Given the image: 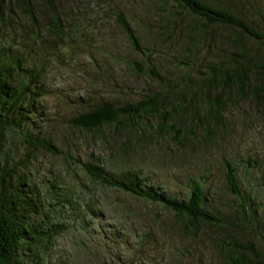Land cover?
Masks as SVG:
<instances>
[{"label":"rangeland","instance_id":"rangeland-1","mask_svg":"<svg viewBox=\"0 0 264 264\" xmlns=\"http://www.w3.org/2000/svg\"><path fill=\"white\" fill-rule=\"evenodd\" d=\"M226 2L232 7L230 1ZM239 2L234 9L237 17L264 35V0H234L235 7ZM54 3L70 23L66 22L63 34L57 33L50 10L43 5L37 9V24L44 37L41 51L46 62L47 90L38 102L43 105L40 108L43 113L35 127L61 153L37 152L30 160V168L32 181L42 191L49 190L50 197L63 193L58 196L66 200L62 208L57 207L54 200L44 208L48 223H60L62 227L55 229L58 234L46 244L39 258L28 264H224L227 236L231 235L236 242L252 240L259 246L261 238L264 239L263 229L257 230V237L247 230L227 232L197 224L195 235L191 237L181 231L182 224L173 213L161 206L88 181L77 161L97 160L108 171L131 172L142 182L181 199L186 197L187 185L194 179L211 197L210 211L230 218L237 204L225 189L223 179V163L229 161L239 168L240 188L245 196L251 195L260 219L264 213L262 80L255 77V85L260 90L259 101L249 96L238 99L231 90L223 92L222 99L227 106L221 128L212 134L193 128L197 123H189L187 118L183 122L173 118L170 124L184 136L189 129L196 132L195 138L189 137V143L183 148L168 136L145 143L133 136L128 140L107 129L105 132L111 139L109 146L120 148L112 154L86 132L72 128L70 119L95 101L116 99L121 103H134L148 94V89L155 90L149 77H136L127 68V61L137 60L147 74L148 61L132 53L116 23L117 15L129 23L142 46L150 49L152 65L165 85H176L185 76L186 82L197 79L198 70L219 67L220 63L230 60L235 50L231 43L235 33L255 56L264 58V49L237 29L231 34L227 28L216 27L205 34L211 35V44L199 42L200 50L192 61L184 55L192 50L190 42L198 39L193 33L194 25L200 21L164 0H55ZM26 24L22 17L16 23L13 21L6 35H20L21 25ZM52 35L65 37L60 42ZM60 45L66 53L61 55L56 50L52 53L53 49L59 51ZM178 63H181L179 68ZM214 92L210 95L211 101H216ZM211 104L205 102V108L199 107L198 112L204 114L212 108ZM172 110L173 105L168 107V111ZM147 123L146 129L157 128L156 120ZM14 142L11 140L10 146L19 150L18 158L23 152ZM53 184L59 188L54 190ZM66 191L69 193L64 196ZM87 204L100 207L99 218L86 213ZM235 216L241 217L239 212Z\"/></svg>","mask_w":264,"mask_h":264},{"label":"trees","instance_id":"trees-1","mask_svg":"<svg viewBox=\"0 0 264 264\" xmlns=\"http://www.w3.org/2000/svg\"><path fill=\"white\" fill-rule=\"evenodd\" d=\"M164 1L187 11L200 21L194 25L195 32L191 31L198 39L190 42L192 50L184 55L192 61L200 50L199 42L211 44V35L205 34L216 27L227 28L231 34L235 33L233 29H237L264 49V35L234 13L240 2L235 7L234 0H228L232 3L231 7L226 0ZM54 2L55 0H0V264H28L30 260H37L46 244L58 234L55 229L62 227L60 223H48L44 208L53 200L57 207L62 208L66 198L62 197L63 193L50 197L52 193L49 190L42 191L32 181L30 168V160L37 152L51 155L61 153L53 142L35 127L37 122L41 121L43 113L40 110L43 105L38 102L47 90L44 81L46 62L41 51L44 37L37 24V9L43 5L50 10L57 33L63 34L66 22L70 23L66 16L59 13ZM21 17L27 22L26 26L21 25V34L6 35L12 22H18ZM116 23L124 33L132 53L145 57L148 61L147 74L143 64L137 60L127 61V68L136 77H149L153 85L151 87L155 90L148 89V94L134 103H121L116 99L95 101L90 103L87 110L70 119L72 128L86 132L94 142L109 148L112 154L120 148L109 146L111 139L110 134L105 132L107 129L124 135L128 140H132L133 136L145 143H153V140L168 136L178 147L183 148L190 138H195L196 132L192 131L193 128L197 127L201 132L209 134L221 128L223 111L227 106L222 99L225 90L234 92L238 99L243 100L245 96H249L260 100V90L255 85V79L264 82V58L255 56L250 48L242 45L236 33L232 35L234 41L231 43L235 50L230 60L220 63L219 67L207 66L203 71L198 70L197 79L186 82L185 76L176 85H165L152 65L153 54L150 49L142 46L141 39L123 16L117 15ZM52 36L57 37L60 42L65 37ZM61 45L59 48L55 47L59 51L53 49L52 53L56 50L58 54L64 55L66 51ZM180 66L181 63H178L177 67ZM168 82L166 84H171ZM212 92L217 94L216 101L210 100ZM205 102L212 103V108L200 114L198 109L205 108ZM171 105L172 113L168 111ZM173 118H178L180 122L187 118L189 123L197 125L193 124V128L187 131L189 135L184 136L183 132L174 128V124H170ZM151 119L157 121L156 129L145 128L147 121ZM11 140L22 149L23 154L18 158L16 155L19 150L11 148ZM77 162L91 183L127 194L136 200L159 205L173 213L182 224L181 231L191 237L195 235L197 224L209 225L227 232L242 229L254 235L257 230H264V213L259 219L251 195L245 196L240 188L237 175L239 168L229 161L223 163L225 189L234 197L237 204L234 212H239L241 217H236L234 213L230 218H226L218 211L211 212V197H208L202 184L194 179L189 181L187 195L181 199L178 195L168 194L160 187L142 182L131 172L119 174L108 171L104 166H100L97 160ZM51 187L54 190L59 188L56 184ZM95 205L96 207L87 204L85 211L97 219L101 210ZM261 242L263 244L259 243L262 247L252 240L236 242L231 235L227 236L224 264H264L263 238Z\"/></svg>","mask_w":264,"mask_h":264}]
</instances>
